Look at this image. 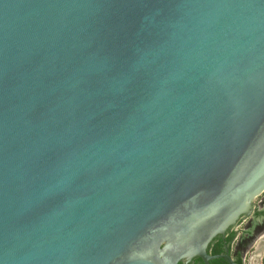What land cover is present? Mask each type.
Segmentation results:
<instances>
[{"label": "water", "instance_id": "95a60500", "mask_svg": "<svg viewBox=\"0 0 264 264\" xmlns=\"http://www.w3.org/2000/svg\"><path fill=\"white\" fill-rule=\"evenodd\" d=\"M263 191L264 0H0V264H209Z\"/></svg>", "mask_w": 264, "mask_h": 264}, {"label": "flooded vegetation", "instance_id": "af4514ba", "mask_svg": "<svg viewBox=\"0 0 264 264\" xmlns=\"http://www.w3.org/2000/svg\"><path fill=\"white\" fill-rule=\"evenodd\" d=\"M263 203V199H260L259 203L254 202L253 199L249 214H241L233 222L225 223L221 229L217 228L219 230L213 234L203 235L206 252L213 257L209 259V264H231L225 260L224 256H229L233 264H246L247 242L252 240L258 232L264 230ZM164 245V240L156 245L157 253L162 257ZM176 256L175 264H205L197 254L186 249H182Z\"/></svg>", "mask_w": 264, "mask_h": 264}, {"label": "rangeland", "instance_id": "374dc122", "mask_svg": "<svg viewBox=\"0 0 264 264\" xmlns=\"http://www.w3.org/2000/svg\"><path fill=\"white\" fill-rule=\"evenodd\" d=\"M260 199L264 201V192L254 198V202L259 203ZM264 204V203H263ZM261 204V205H263ZM264 254V230L260 231L247 242L246 246V264H262V257Z\"/></svg>", "mask_w": 264, "mask_h": 264}, {"label": "trees", "instance_id": "16d2710c", "mask_svg": "<svg viewBox=\"0 0 264 264\" xmlns=\"http://www.w3.org/2000/svg\"><path fill=\"white\" fill-rule=\"evenodd\" d=\"M262 264H264V254H263V257H262Z\"/></svg>", "mask_w": 264, "mask_h": 264}]
</instances>
